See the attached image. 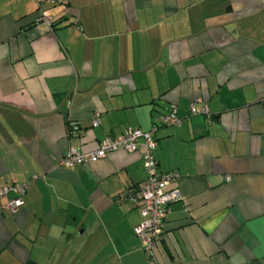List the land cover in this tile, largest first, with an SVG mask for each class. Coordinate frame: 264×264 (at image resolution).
Here are the masks:
<instances>
[{"label":"crops","instance_id":"1","mask_svg":"<svg viewBox=\"0 0 264 264\" xmlns=\"http://www.w3.org/2000/svg\"><path fill=\"white\" fill-rule=\"evenodd\" d=\"M173 103L153 155L182 200L154 264H264V0H0V186L27 185L16 213L0 203V264H150L125 195L142 141L59 161Z\"/></svg>","mask_w":264,"mask_h":264},{"label":"built area","instance_id":"2","mask_svg":"<svg viewBox=\"0 0 264 264\" xmlns=\"http://www.w3.org/2000/svg\"><path fill=\"white\" fill-rule=\"evenodd\" d=\"M47 22L50 23V20L47 19ZM189 113L192 116L209 117L210 115L206 106L196 107L194 102L189 106ZM99 115L98 112H94L93 126L99 124ZM179 123L176 104L173 103L169 106L167 114L159 122L153 124L149 130L127 129L119 136H107L92 151L82 152L78 149H70L59 161L60 166L68 168L75 164L94 163L115 151L134 152L138 141H142L145 178L142 183L129 188L125 195L133 202L141 218V222L135 227V235L142 249L147 253L150 264L156 262V250L163 234L164 219L169 207L182 200L178 189H167L171 183L176 181L177 174H161L157 171V163L153 155L156 147L154 134L159 126H178ZM26 191V184L0 186V203L6 200L4 208L11 213H16L23 204Z\"/></svg>","mask_w":264,"mask_h":264}]
</instances>
